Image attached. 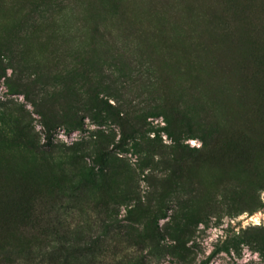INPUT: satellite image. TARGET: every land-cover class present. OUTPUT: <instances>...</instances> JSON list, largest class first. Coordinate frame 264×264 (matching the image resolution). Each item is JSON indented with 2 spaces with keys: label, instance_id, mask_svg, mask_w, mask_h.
Here are the masks:
<instances>
[{
  "label": "rangeland",
  "instance_id": "374dc122",
  "mask_svg": "<svg viewBox=\"0 0 264 264\" xmlns=\"http://www.w3.org/2000/svg\"><path fill=\"white\" fill-rule=\"evenodd\" d=\"M3 203L9 264H264V0H0Z\"/></svg>",
  "mask_w": 264,
  "mask_h": 264
},
{
  "label": "trees",
  "instance_id": "16d2710c",
  "mask_svg": "<svg viewBox=\"0 0 264 264\" xmlns=\"http://www.w3.org/2000/svg\"><path fill=\"white\" fill-rule=\"evenodd\" d=\"M68 128V127H67ZM46 139H47V145L49 146H53L52 145V138H51V134H50V130L48 128H46ZM10 206L6 203H3L0 206V230H4L7 231L9 230L12 225H16V224H21L22 221L20 220L19 216L16 214V212L10 210ZM65 220L62 221V224H65ZM56 242H59L56 240ZM69 245H71V242H68L67 245H65V247H69ZM54 247V246H53ZM52 247V249L50 250H45L39 254L38 258H35L34 261H30L27 264H52L50 259H49V254L51 252H53L54 248ZM92 264H105V259L103 256L101 255H95L92 258ZM114 261V260H113ZM0 264H9L7 262V259L5 257V255H3L2 252H0ZM20 264H26V263H20ZM202 264H206V260L202 262Z\"/></svg>",
  "mask_w": 264,
  "mask_h": 264
}]
</instances>
